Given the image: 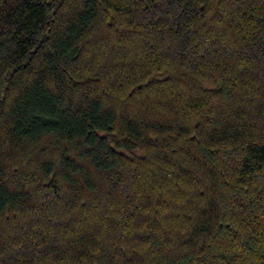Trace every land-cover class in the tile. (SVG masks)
I'll list each match as a JSON object with an SVG mask.
<instances>
[{"label": "trees", "instance_id": "16d2710c", "mask_svg": "<svg viewBox=\"0 0 264 264\" xmlns=\"http://www.w3.org/2000/svg\"><path fill=\"white\" fill-rule=\"evenodd\" d=\"M0 264H264V0H0Z\"/></svg>", "mask_w": 264, "mask_h": 264}]
</instances>
